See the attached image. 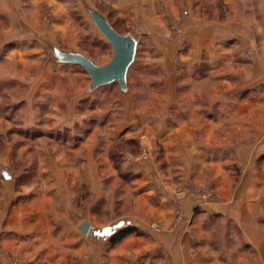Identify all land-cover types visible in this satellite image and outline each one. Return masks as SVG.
<instances>
[{
    "label": "crops",
    "instance_id": "1",
    "mask_svg": "<svg viewBox=\"0 0 264 264\" xmlns=\"http://www.w3.org/2000/svg\"><path fill=\"white\" fill-rule=\"evenodd\" d=\"M225 1L233 18L213 26L211 34L206 36L208 39H205V45L214 53L209 61L212 65L222 64L228 58L236 59L234 56L238 55L243 57V62L253 64L251 72L255 79L247 83L251 72L248 74L250 78L242 74L218 73L215 79H222L224 82L239 80L235 88L226 95L224 103H227L228 108L220 103L221 111L226 110L228 114L229 105L236 102L237 96L248 91L249 97L244 101L250 105L245 110L248 112L252 107L255 110H264V89L258 88V85L264 84V59L257 53L253 58L247 56L249 51L253 52V31L258 34L260 31L264 32V0ZM45 6L56 10L51 24L43 19ZM61 9L58 0H0V96L13 98V102L4 110V118L10 123L12 117L16 116V106H19L20 117L16 119L21 122V128L31 132L33 128H41L38 112L49 106L53 118L57 120L52 124L45 122L46 127L42 125V133L27 137L23 141L26 144L27 140L35 137L42 145L49 144L46 140L55 144L56 139L52 132L59 127L60 113L77 109L81 100L90 102L89 106H101V102L104 104V99L100 100L95 90L108 84L92 89L90 74L84 66L72 60L70 55L80 54L90 58L83 53L63 51L58 47L55 34L67 20L66 14H61ZM91 12L96 10L88 12L93 20ZM253 17L256 19V28H252ZM93 23L98 28L94 20ZM259 38L264 51V34L261 33ZM223 49L227 52L223 53ZM44 62L48 64L42 66ZM76 66L86 72L75 71ZM118 85L121 94L129 92L128 76L125 89L119 83ZM253 98L258 99L257 103ZM223 99L225 98L220 100ZM213 107L211 112L214 111ZM97 109L98 116L95 118L100 120L98 129L100 134L107 136V126L104 125V119H101L102 111ZM237 109L233 108L234 121L238 114L246 112ZM200 115L202 118L205 116ZM213 122L215 121L210 124L211 128L217 126ZM260 129L258 134L264 138V127ZM97 131L87 135L78 150L68 139V161L61 168L59 164L65 158L60 152L49 154L43 148L41 155L38 152V158H30L31 153L27 154V171L34 159L39 161V179L33 183L23 182L29 176L27 171L16 176L11 172L10 167L14 162L12 148L6 149L0 156V264H264V218L252 215L250 209V203L256 202L245 203V215L241 216L235 209L236 205L232 204L233 199L225 202L203 201L197 200L191 194L177 195L172 189L170 175H165L159 166L155 165L154 168L140 159L133 162L125 159L119 167L122 173L138 174L132 188L140 202L132 217L115 220L112 218L108 224L97 226L96 218L91 214L92 206L109 192L102 174L107 170L116 171L113 163L107 161L106 149L100 150L103 154H99L105 156V160L107 158L104 164L107 168L102 169L101 163L95 161V151L100 142ZM127 140L120 139L118 142L124 143ZM151 140L155 144L158 141L164 145L169 152L165 154L169 163L176 166L184 160L186 154L183 147L187 144V139ZM204 143L206 146L197 143L196 150L200 160L206 152L214 151L213 146L207 145L208 141ZM262 143L257 159L264 157ZM108 144L112 142L107 140L105 147ZM170 148L176 151L175 157ZM82 153L85 154L84 157L80 156ZM20 158L22 157L18 155V162ZM214 165L216 164L212 163L209 166ZM152 170H155L157 179L163 182L157 184L156 180H150L149 174ZM216 171L212 169L211 172L214 183L219 178V172ZM155 172L152 171V174ZM219 188L217 185L215 190L220 195L222 189ZM253 188L260 191L264 186L256 184ZM83 191L94 193L93 198L96 201L84 202V211L81 212L77 210V193ZM229 191L225 187L227 198ZM178 202L182 216L177 221L174 212ZM247 206L250 209L248 212ZM155 217L158 222L153 220ZM85 220L91 223L87 234L80 229ZM155 223H159V227ZM237 225L239 230L236 229ZM125 228L133 231L112 245V237Z\"/></svg>",
    "mask_w": 264,
    "mask_h": 264
},
{
    "label": "rangeland",
    "instance_id": "2",
    "mask_svg": "<svg viewBox=\"0 0 264 264\" xmlns=\"http://www.w3.org/2000/svg\"><path fill=\"white\" fill-rule=\"evenodd\" d=\"M58 1L62 6L61 14H66L67 17L66 24L59 27V32L55 34L58 47L63 51L83 53L97 66L107 65L112 60L113 46L95 26L89 16V10H96L97 13L107 17V20L122 35H131L137 39L139 42L137 55L128 73L129 92L121 94L118 83L114 82L95 90L98 98L104 99V104L96 102L101 106H89L90 102L81 100L77 109L61 112L59 127L52 132L57 140H55L56 145L47 140L49 144L42 145L35 140L36 137L27 140V144L23 143L27 137L41 134V128L44 130L46 127L45 122L50 124L57 122L49 106H45V110L38 112L39 125L42 123L44 128L40 125L41 128H33L30 132L21 128V122L16 119L20 117L19 106H16L14 110L16 116L12 117L10 123L6 121L4 110L13 102V98L0 96V121L2 122L0 156L6 152V149L12 148L14 162L10 170L13 175L16 176L22 171L26 172L29 168L27 154L31 153L30 158L36 156L38 158V152L41 155L43 148L49 154L60 152L65 161H61L59 167H63L68 161V139L78 150L84 138L98 130L97 139L100 142L95 151V161H99L102 169H106L104 164L108 158L107 161L113 163L116 171L107 170L104 175L102 174L109 192L92 206L91 214L96 218L97 226L108 224L112 218L114 220L130 218L135 207L139 205L140 198L135 196L132 188L138 174L132 172L125 174L119 169L120 163L125 159L130 162L140 159L150 163L154 168L155 165L159 166L165 175L171 176L172 189L177 195L191 194L197 200L203 201L225 202L233 199L232 204L236 205L235 209L239 212L237 214L241 216L245 215L243 213L245 203L256 202V204L250 203L252 215L264 218V188L260 191L253 188L256 184L264 186V157L256 158L260 143L263 142L261 148L264 146V138L258 134L261 132L260 128L264 127V110H260L262 108L255 110L252 107L250 111H246L250 105L244 101L249 97L250 91H248L237 96L236 102H232L234 105H229L228 114L226 110L221 111L220 103L228 108L227 103H224L227 99L226 95L228 91L235 88L239 80L224 82L222 79H215L218 73H234L242 74L247 78L251 75L247 82L250 83L255 79L251 72L253 64L243 62V57L235 55L234 60L228 58L225 63L212 65L209 57L214 53L205 45V39H208L206 36L211 34L213 26L233 18L227 1ZM44 8L43 19L47 24H51V18L56 10L50 6ZM255 22L256 19L253 17L252 28H256ZM261 33L264 34L263 31L259 34L253 31L251 35L253 52L249 51L247 55L250 58L257 53L264 59L259 38ZM224 51L227 52L226 49L222 50L223 53ZM216 52L217 50L215 54ZM47 64L44 62L42 66ZM74 69L78 72H86L81 67L76 66ZM258 88L264 89V84L258 85ZM223 97L225 99L220 100ZM253 99L257 103L258 99ZM212 107L213 112H211ZM97 108L102 111L101 119H104V125L107 126V136L100 134L98 129L100 120L95 118L98 116ZM233 108H240L243 111L246 109V112L238 114L234 121ZM200 114L205 116L202 118ZM206 117L208 119H205ZM228 117L229 120H227ZM212 121H215L213 124L217 126L211 128ZM182 138L187 139V144L183 147L186 154L185 161L182 160L180 165L175 164L176 166L168 162L169 159L167 160L165 154L169 152L164 145L158 141L155 144L151 140ZM120 139L128 140L121 143L118 142ZM107 140H110L112 144L105 147ZM205 141L209 142L207 145L213 146L214 151L206 152L204 158L200 160L196 150L197 143L206 146ZM103 149L107 152L106 160L105 156L102 157L99 154H103L100 151ZM169 150L174 152V155L170 154V156L175 157L176 151L171 148ZM85 154L82 153L80 156L84 157ZM18 155L22 157L19 162ZM202 161L204 166L201 167ZM207 162H209L208 165H206ZM38 163L39 161L34 159L30 170L27 171L29 176L25 177L26 181L23 182L33 183L39 179ZM212 163L218 165L220 169H217L216 165L209 166ZM212 169L219 172L218 181L215 183L211 180ZM152 171L155 172V170ZM152 171L149 174L150 180H156L157 184L163 182L158 180L156 172L152 174ZM215 185H219V189H222L220 195L215 190ZM225 187L230 190L228 198L225 196ZM93 196L94 193L78 192L77 210L83 212L82 205L87 200L95 202L96 198ZM250 209L246 207L247 212ZM181 212L178 202L174 212L177 221L182 216ZM156 219L155 217L153 220L158 222ZM155 224L158 227L160 225ZM236 229L239 230L238 225Z\"/></svg>",
    "mask_w": 264,
    "mask_h": 264
},
{
    "label": "water",
    "instance_id": "3",
    "mask_svg": "<svg viewBox=\"0 0 264 264\" xmlns=\"http://www.w3.org/2000/svg\"><path fill=\"white\" fill-rule=\"evenodd\" d=\"M91 15L99 30L113 46V58L104 66H97L93 61L80 54H71L70 58L86 68L92 79V89L114 82H118L125 89L129 69L137 55L138 41L131 35L119 33L101 14L91 12ZM90 228V222H83L80 227L84 234H87Z\"/></svg>",
    "mask_w": 264,
    "mask_h": 264
},
{
    "label": "trees",
    "instance_id": "4",
    "mask_svg": "<svg viewBox=\"0 0 264 264\" xmlns=\"http://www.w3.org/2000/svg\"><path fill=\"white\" fill-rule=\"evenodd\" d=\"M113 26V25H112ZM114 27V26H113ZM115 28V27H114ZM111 44V43H110ZM138 51V50H137ZM131 68V67H130ZM130 70V69H129ZM133 230L131 228H125L118 233H116L112 239L111 243L112 245H115L116 243L120 242L123 238H125L128 234H130Z\"/></svg>",
    "mask_w": 264,
    "mask_h": 264
},
{
    "label": "snow or ice",
    "instance_id": "5",
    "mask_svg": "<svg viewBox=\"0 0 264 264\" xmlns=\"http://www.w3.org/2000/svg\"><path fill=\"white\" fill-rule=\"evenodd\" d=\"M105 231H107V230H105Z\"/></svg>",
    "mask_w": 264,
    "mask_h": 264
}]
</instances>
